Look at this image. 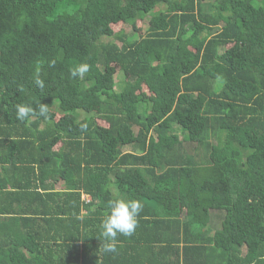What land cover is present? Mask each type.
I'll list each match as a JSON object with an SVG mask.
<instances>
[{
  "label": "trees",
  "instance_id": "obj_1",
  "mask_svg": "<svg viewBox=\"0 0 264 264\" xmlns=\"http://www.w3.org/2000/svg\"><path fill=\"white\" fill-rule=\"evenodd\" d=\"M18 104L34 114L18 120ZM5 163L28 178L16 188L40 234L8 264H63L42 238L59 213L73 223L61 219L59 244L83 227L84 245L101 244L116 198L142 204L144 264H264V0H0ZM56 180L64 190L44 184ZM49 198L54 213L36 210Z\"/></svg>",
  "mask_w": 264,
  "mask_h": 264
},
{
  "label": "crops",
  "instance_id": "obj_2",
  "mask_svg": "<svg viewBox=\"0 0 264 264\" xmlns=\"http://www.w3.org/2000/svg\"><path fill=\"white\" fill-rule=\"evenodd\" d=\"M10 164L5 163L0 166V186L5 184L8 180L11 184H7L3 188V199H0V252H4L3 258L0 260V264H8L9 261L7 259V253L5 252L7 249L9 250L12 245L16 243H22L25 239L31 237L32 234L34 236H39L40 234L37 233V222L29 220L30 217L35 216H28L31 214H23V210H28L26 208L28 200L20 197L21 189L16 188L28 183V178L21 173L17 174L15 177L12 175V171H9ZM11 174V175H10ZM4 176L7 177L6 181H4ZM51 180V178H50ZM5 182V183H4ZM2 183V184H1ZM47 188H52V191H62L65 189V185L62 180H56L54 182L47 181L44 183ZM41 193L45 190L42 184L39 182L38 184ZM85 198V194L81 193L80 202L83 203ZM61 199H51L47 200V203L43 205L40 203L37 205L38 209L42 212L45 211L49 215L54 213L56 209L55 203L56 201ZM67 203H61L64 205ZM81 205V204H80ZM55 207V209H54ZM81 217L84 216L88 210H92V208L86 207L83 209L81 206ZM93 211V210H92ZM29 213H31L29 211ZM47 214V215H48ZM88 214V213H87ZM33 215V214H32ZM42 217V216H41ZM32 218V219H34ZM61 219H65L66 222L71 223V215H64V214H55L52 217V224L50 226V231L48 234L42 236L43 239H47V243L44 246L49 248L50 251L53 253L51 256L55 259L58 263H65V264H144L145 259H152V255H149L146 251L145 242L140 240V232L134 231L131 236H118V250L116 253H105L103 251L101 244H91V245H84L82 243V236L86 234V236H90L94 234L93 230L90 227H83L82 234L80 231L79 239L76 241H69L68 243L59 244L61 241V233L60 231H64L65 229L62 226ZM210 228V227H209ZM212 229V228H210ZM213 230V229H212ZM29 232H31L29 234ZM173 233L176 234L174 231ZM51 234V235H49ZM54 234L55 237H52ZM181 234V233H180ZM190 238L193 240L194 235H189ZM183 235V234H182ZM66 233H63L62 238H64ZM182 237V236H181ZM63 245V246H61ZM4 249V251H2ZM150 249V248H148ZM71 251L73 254H71ZM1 258V257H0ZM69 258V260H68ZM62 259H67L66 261H62ZM147 264V263H146ZM153 264H158L157 262H153Z\"/></svg>",
  "mask_w": 264,
  "mask_h": 264
},
{
  "label": "clouds",
  "instance_id": "obj_3",
  "mask_svg": "<svg viewBox=\"0 0 264 264\" xmlns=\"http://www.w3.org/2000/svg\"><path fill=\"white\" fill-rule=\"evenodd\" d=\"M52 62H50L51 64ZM89 66L86 63L76 64L71 72L73 77H83L88 72ZM35 83L43 88V80L37 73ZM16 107V118L25 120L34 114L30 105L18 104ZM47 112L46 105H39V114L44 116ZM90 196L85 194L84 201L88 202ZM142 211V204L135 199H112L107 204V214L100 223L99 240L105 253H116L118 250V236H131L138 226L137 217Z\"/></svg>",
  "mask_w": 264,
  "mask_h": 264
},
{
  "label": "rangeland",
  "instance_id": "obj_4",
  "mask_svg": "<svg viewBox=\"0 0 264 264\" xmlns=\"http://www.w3.org/2000/svg\"><path fill=\"white\" fill-rule=\"evenodd\" d=\"M148 25L149 23L146 21H141V22H136L134 24V27L137 29L138 33L143 36L148 28ZM114 29L116 32L118 31H123V32H127L128 31V26H122L121 24H114ZM123 79V76L121 75V73H119L117 76H116V81L119 82L120 80ZM117 88V87H116ZM100 123H103L101 120H99ZM213 233V230L212 229H208V234H212Z\"/></svg>",
  "mask_w": 264,
  "mask_h": 264
}]
</instances>
